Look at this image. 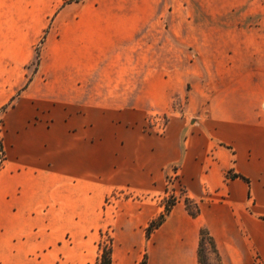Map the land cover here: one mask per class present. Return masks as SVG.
Returning a JSON list of instances; mask_svg holds the SVG:
<instances>
[{"label":"crops","instance_id":"crops-1","mask_svg":"<svg viewBox=\"0 0 264 264\" xmlns=\"http://www.w3.org/2000/svg\"><path fill=\"white\" fill-rule=\"evenodd\" d=\"M64 3L0 0V264H97L107 230L113 264H199L201 229L264 264L260 0Z\"/></svg>","mask_w":264,"mask_h":264},{"label":"trees","instance_id":"trees-1","mask_svg":"<svg viewBox=\"0 0 264 264\" xmlns=\"http://www.w3.org/2000/svg\"><path fill=\"white\" fill-rule=\"evenodd\" d=\"M69 2H71V1L66 0L64 4H67ZM39 58H40V54L38 51L37 55H36V62L39 61ZM0 151H1L2 157H3L4 150H3V144L1 142V140H0ZM164 201H165L164 202L165 203L164 204V212L156 220L152 221L146 229V234H147L148 238H150V236L154 230H156L157 228H159L163 224L166 217L171 212V209L180 200L176 196H173L169 200L165 198ZM182 201L184 202L186 210L188 211L190 216H192L194 218L199 216L200 206L198 203L192 201L191 199H189L187 197L184 198ZM206 241L212 248V252L216 257L217 264H222L221 259H220V255L218 253V250H217V247L215 244V241L206 229H201V231H200V245H199V249H198L199 264H204L203 263V252H204V247H205ZM99 250H100V254H99V257L97 259V264H113V241H112V238L109 240L108 244L105 246H103V243L100 242L99 243ZM140 264H147V258L145 257L144 260Z\"/></svg>","mask_w":264,"mask_h":264},{"label":"rangeland","instance_id":"rangeland-1","mask_svg":"<svg viewBox=\"0 0 264 264\" xmlns=\"http://www.w3.org/2000/svg\"><path fill=\"white\" fill-rule=\"evenodd\" d=\"M66 1V0H65ZM70 1H75V0H70ZM260 6H261V13L256 17V19H254L253 23H246V25L248 24L249 26H252V27H255V28H260L262 30V32H264V0H260ZM39 45V44H38ZM39 50V49H38ZM155 119L157 121H159L160 123V129L162 130V128L164 127V124L166 122V118L162 115H156L155 116ZM177 171L178 172V169L175 168L173 169V173L171 176L174 175V172ZM174 186V187H173ZM171 186L169 185L168 186V192L170 191L171 193V189L172 187L175 189V194L177 196H182V192H183V188L181 186V183H178V182H175V184ZM168 194H166L164 196V199H168L167 197ZM135 199V198H138V199H144V197H136L132 194H128L127 192H124V191H120V192H114L112 193L108 199H107V205H112V204H115L118 200H124V199ZM145 198H149V197H145ZM183 200V199H181ZM167 201V200H166ZM165 201L163 200L162 201V204L164 205ZM111 239V235H110V231L107 230L105 233H102V237H101V240L100 242L103 243V246L107 245L109 240ZM203 263L204 264H217V260H216V257L215 255L213 254L212 252V248L211 246L207 243H205V247H204V252H203Z\"/></svg>","mask_w":264,"mask_h":264},{"label":"built area","instance_id":"built-area-1","mask_svg":"<svg viewBox=\"0 0 264 264\" xmlns=\"http://www.w3.org/2000/svg\"><path fill=\"white\" fill-rule=\"evenodd\" d=\"M2 127V121L0 120V128ZM180 175H179V173L177 172V171H175L174 172V175L173 176H171L170 177V179H169V181H168V186L169 185H171V186H173L174 184H175V182H178V183H180ZM174 187V186H173ZM172 187V189H171V193H170V191L168 192V189H167V197H168V200L171 198V197H173V196H176L177 197V195L175 194V189Z\"/></svg>","mask_w":264,"mask_h":264}]
</instances>
